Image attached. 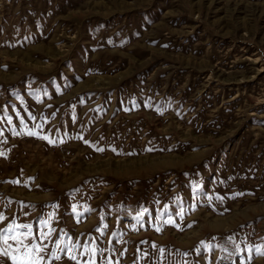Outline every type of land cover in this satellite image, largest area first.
<instances>
[{"label":"rangeland","instance_id":"rangeland-1","mask_svg":"<svg viewBox=\"0 0 264 264\" xmlns=\"http://www.w3.org/2000/svg\"><path fill=\"white\" fill-rule=\"evenodd\" d=\"M0 153L43 264H264V0H0Z\"/></svg>","mask_w":264,"mask_h":264},{"label":"snow or ice","instance_id":"snow-or-ice-1","mask_svg":"<svg viewBox=\"0 0 264 264\" xmlns=\"http://www.w3.org/2000/svg\"><path fill=\"white\" fill-rule=\"evenodd\" d=\"M27 135H37V133L29 130ZM43 138L48 139V137ZM0 155H3V153H0ZM15 183H18V181ZM3 219H5V217L0 215V220ZM169 223L173 222L169 221ZM20 228L26 229V231H18ZM31 236V225H10L9 228H7L3 233H0V256L9 258L12 261V264H43V257L40 255V253H42L45 249L38 243H26V241ZM45 238L47 237L42 234L41 239ZM9 240L15 242L16 247L14 249L12 248V245L9 244ZM56 247H60L59 243L56 245ZM65 247L68 249V253L70 254L69 258L72 260H77V257L71 254L75 246L65 245ZM87 251L94 253L95 249H87ZM257 254L264 255V248L257 249ZM54 258L59 259L58 256H55V254ZM77 264H79V262H77ZM91 264H95L94 259L92 260Z\"/></svg>","mask_w":264,"mask_h":264}]
</instances>
